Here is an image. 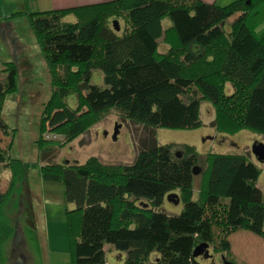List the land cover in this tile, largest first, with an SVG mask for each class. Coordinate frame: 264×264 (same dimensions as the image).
I'll return each mask as SVG.
<instances>
[{
  "label": "trees",
  "instance_id": "1",
  "mask_svg": "<svg viewBox=\"0 0 264 264\" xmlns=\"http://www.w3.org/2000/svg\"><path fill=\"white\" fill-rule=\"evenodd\" d=\"M20 16L29 19L55 88L36 141L41 150L51 132L64 138L61 145L70 144L111 110L125 113L148 132L198 130L203 100L236 127L264 136V85H258V75L264 74V0L226 6L201 0H116L19 12L6 19ZM118 18L130 24V36L122 38L110 25ZM161 34L167 53L157 58ZM100 46L104 58L94 64ZM239 64L247 65L246 72L232 69ZM6 68V80L0 71V128L6 126L2 112L8 96L17 92L19 76L15 63ZM59 68L63 76L56 74ZM94 68L104 72L103 87L92 83ZM228 84L234 90L230 96ZM69 89L79 92L77 110L56 101ZM81 106L86 111L79 115ZM151 143L130 165L92 157L83 164L40 169L45 181L63 188L65 202L73 207L66 212L71 263L108 264L105 246L111 245L127 254L122 264H216L215 257L223 264H264L261 170L244 155L211 153L197 188L195 148L185 146L183 152ZM10 146L0 144V165L12 174L11 188L0 192V264L7 261L4 248L14 231L3 224L5 207L30 168L10 156ZM173 193L183 204L179 215L163 210ZM25 213L34 238L32 203ZM201 245L208 249L196 257Z\"/></svg>",
  "mask_w": 264,
  "mask_h": 264
},
{
  "label": "rangeland",
  "instance_id": "2",
  "mask_svg": "<svg viewBox=\"0 0 264 264\" xmlns=\"http://www.w3.org/2000/svg\"><path fill=\"white\" fill-rule=\"evenodd\" d=\"M218 5L227 4L219 3ZM18 11V9L15 12L5 11L0 5L1 78L3 80L7 78V73H4L7 63H15L19 69L17 92L8 96L2 112L6 126L0 128V144L4 148L11 145L10 156L28 163L30 168L26 179L16 184L15 191L5 207L3 224L14 228L4 248L8 254L5 264H72L66 212L73 207L65 202L63 188L60 185L47 182L41 177L40 169L46 165L63 162L83 164L92 157L108 165H130L134 162L139 150L150 141L151 144L156 142L158 145H175L177 151L183 152L182 147L190 146L195 148L199 155V163L196 167L198 169L197 188L201 183V175L209 165L208 155L211 153L244 155L262 172L258 187L264 201V163H260L253 155V145H264V136L236 127V122L232 123L224 119L222 113L207 100H203L201 104L202 127L198 130L148 132L143 126L128 121L125 113L111 110L102 116L87 133L70 144L61 145L64 138L60 135L54 136L51 132L45 136L49 143L41 150L36 141L41 131L43 115L55 88H53L50 71L44 62L40 44L28 17L6 19L8 16L5 15L10 16ZM68 21L73 22V18H68ZM110 25L113 28L115 26L116 30L115 28L114 30L122 38L132 33V27L124 19H112ZM165 26L167 24L163 23V30ZM162 36L163 34L159 37L160 48L157 58L167 53ZM119 44L121 48L124 47L122 40ZM103 53L102 46L97 47L94 64L104 58ZM94 69L92 83L103 87L104 72L98 68ZM232 69H236L237 72H246L247 65L239 64ZM56 74L63 76L64 70L59 68ZM258 76V85H264V74L261 73ZM225 90L229 96L234 93L231 84H228ZM67 94H69L67 97H59L56 101H59L61 106L77 110L81 105L79 92L69 89ZM85 111L81 106L77 113L81 115ZM47 127L51 130L50 123ZM116 132L117 136L114 139ZM6 133L9 134L5 138ZM11 180V172L1 164L0 192L7 193V190L11 188ZM171 195L176 197L171 200L166 199L163 210L170 215H179L183 210V204H176L178 201L176 193ZM31 203L34 214L32 222L34 238L30 236L26 228L28 213L25 211ZM17 236H20L18 243ZM105 251L108 264H122L127 257L126 253L116 252L111 245H106ZM210 252L212 253V249ZM154 259L155 257L152 256L151 261ZM215 262L223 264L220 257H215Z\"/></svg>",
  "mask_w": 264,
  "mask_h": 264
},
{
  "label": "crops",
  "instance_id": "3",
  "mask_svg": "<svg viewBox=\"0 0 264 264\" xmlns=\"http://www.w3.org/2000/svg\"><path fill=\"white\" fill-rule=\"evenodd\" d=\"M116 0H0V5L3 10H12L15 12H26L32 9V12H48L73 9L77 7L110 3ZM208 4H231L239 0H201ZM226 6V5H224ZM14 15V14H12ZM10 15V16H12ZM8 16L9 15H5ZM7 18V17H6ZM5 19V18H4ZM21 262V261H19Z\"/></svg>",
  "mask_w": 264,
  "mask_h": 264
},
{
  "label": "water",
  "instance_id": "4",
  "mask_svg": "<svg viewBox=\"0 0 264 264\" xmlns=\"http://www.w3.org/2000/svg\"><path fill=\"white\" fill-rule=\"evenodd\" d=\"M118 30V29H117ZM117 131V130H116ZM116 136H117V132H116V134H115V136H114V139H116ZM253 155L258 159V161L260 162V163H264V145L263 144H254L253 145ZM194 173L197 175L198 174V172H197V168L194 170ZM173 197H176V195H170L169 197H168V200H171ZM180 203V201L178 200L177 202H176V204H179ZM19 240H20V236H17V243L19 242ZM204 249H208V246L207 245H201V246H199L196 250H195V256L196 257H199L201 254H202V252H203V250ZM209 256V254L207 253L206 254V257H208ZM225 264H230V263H226L225 262Z\"/></svg>",
  "mask_w": 264,
  "mask_h": 264
},
{
  "label": "flooded vegetation",
  "instance_id": "5",
  "mask_svg": "<svg viewBox=\"0 0 264 264\" xmlns=\"http://www.w3.org/2000/svg\"><path fill=\"white\" fill-rule=\"evenodd\" d=\"M198 172V171H197Z\"/></svg>",
  "mask_w": 264,
  "mask_h": 264
}]
</instances>
